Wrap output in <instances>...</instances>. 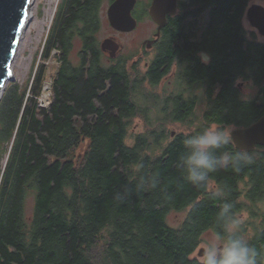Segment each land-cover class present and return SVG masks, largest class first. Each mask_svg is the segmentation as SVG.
I'll return each mask as SVG.
<instances>
[{
  "label": "trees",
  "instance_id": "1",
  "mask_svg": "<svg viewBox=\"0 0 264 264\" xmlns=\"http://www.w3.org/2000/svg\"><path fill=\"white\" fill-rule=\"evenodd\" d=\"M101 1L58 4L42 51L46 59L53 48L60 49L50 106L40 108L35 99L44 65L34 76L31 96L14 84L0 102L6 105L3 139L13 137L0 168V264H198L194 253L204 234H220L223 201L213 195L218 185L226 187L234 213H246L239 234L264 257V155L239 172L231 165L218 169L200 186L188 182L179 167L185 137L211 124L247 126L264 114V42L244 45L239 23L248 0H182L180 15L166 28V41L183 39L189 49L188 34L198 17L206 11L210 18L202 31L210 38L204 36L196 51L208 52L211 61L201 64L197 56L199 62L185 70L189 79H206L209 85L207 109L196 125L182 88L163 98L144 94V83L156 87L169 69L175 54L169 42L144 75L128 71L123 59L101 63L103 52L94 36ZM74 37L82 41L76 64L68 56ZM254 69L257 101H245L233 81ZM144 96L152 109L142 105ZM135 117L143 118L146 129L129 145L128 125ZM172 122L194 125L171 137L167 125ZM85 139L79 166L60 160ZM235 151L231 141L217 154ZM48 156L55 161L49 163ZM152 176L159 179L156 187L147 183ZM183 210L181 223L171 226L168 215Z\"/></svg>",
  "mask_w": 264,
  "mask_h": 264
},
{
  "label": "rangeland",
  "instance_id": "2",
  "mask_svg": "<svg viewBox=\"0 0 264 264\" xmlns=\"http://www.w3.org/2000/svg\"><path fill=\"white\" fill-rule=\"evenodd\" d=\"M61 0H31L28 8V13L26 17V21L24 22V26L22 31L20 32V39L18 43L17 55L15 60L11 64V70L9 75V80L7 81L5 87L3 88L4 92L0 98V102L2 100L3 95L8 91V89L12 88L14 84L19 86V90L22 92H26L27 96H31L30 87L32 85L33 79L35 74L39 71L40 66H45V77L41 86V90L39 95L35 97L37 101V105L40 108H48L52 102V90H51V83L52 78L56 74L58 66L60 64L59 55L60 49L53 48L49 58L44 59L42 51L44 49V43L46 42V38L48 32L51 28L53 19L58 9V4ZM150 0H139L135 4V7L132 11L133 16H135L137 20V25L135 29L132 31H118L113 28L107 18V8L109 7L111 0H102L101 4L99 5V27L96 30L94 36L96 43L100 48V44L105 39H113L119 45L118 51L116 52L114 57L109 55V50L105 49L103 55L101 56L100 60L101 63L105 66L111 65L114 62L112 60H119L121 61L126 60V67L128 71L136 72L138 71L140 75H144L148 64L155 58L156 53L158 51V46H150L146 45L145 40L152 39L156 33V25L157 23L149 16L148 14V7H149ZM256 4L264 5V0H252ZM151 3V2H150ZM207 12L204 11L202 15H200L196 23L201 25L205 18ZM33 16L32 18H30ZM252 26V27H251ZM244 30L250 35V33L254 32L257 34V39L259 42H264V35H262L259 30L253 28V25L245 23ZM152 43L154 40H151ZM82 46V41L78 37H74L73 45L69 51V59L72 63L76 64L79 61V50ZM105 52V53H104ZM17 65V66H16ZM243 78L238 79L237 81H241ZM163 80V79H162ZM170 80V79H169ZM164 79L160 82L156 87H151L147 82L144 83V94L149 93L153 94L154 96H158L163 98L165 96H169L170 94L174 95L177 93V86L175 85V81H169ZM245 80V79H243ZM258 86H255L254 83L251 81L243 82V85L238 88L239 90V97L245 101H253L256 99L257 101V93H258ZM178 88H186V86L180 82L178 84ZM259 88V87H258ZM187 89V88H186ZM185 89V90H186ZM192 90V89H191ZM219 87H215L213 95L217 94ZM193 94L196 95V101H198L196 109L193 111L192 117L194 119L195 125L200 123L202 118L204 117V111L208 105L209 94L206 87H196L193 89ZM144 108L149 107L152 109L150 103L147 101L146 96L140 99ZM260 102V101H259ZM258 102V103H259ZM26 104L24 99L23 105ZM5 104L1 103L0 105V168L3 169L4 165L7 160L8 151L11 147L13 137L3 139L2 130L4 124V112H5ZM160 106V105H159ZM158 106V107H159ZM23 108V107H22ZM151 116L155 115L154 113H150ZM194 123L190 125L189 123H179V122H172L167 125V130L170 133H183L188 130H191ZM203 123V122H201ZM252 123V122H251ZM77 128H80V121L77 120L75 122ZM217 125V124H211ZM220 126V125H219ZM235 126H230L226 128L233 129ZM146 129V123L142 117H135L133 118L129 125H128V132L126 143L132 145L133 138L136 134L144 131ZM175 135V134H174ZM172 136V135H171ZM232 141V140H231ZM233 143V142H232ZM88 146V140L85 139L81 142V144L72 150H70L67 155L61 158V161H73L76 166L81 164L83 159L84 153ZM236 148V147H235ZM259 150V149H258ZM256 150L253 154L255 157H262L264 154V150ZM256 158V157H255ZM55 156H48V161L53 162L55 161ZM211 184L209 185V188ZM32 207L31 199L27 201V212H30ZM185 216V210L183 211H173L168 215L167 221L171 226H178L182 219ZM236 216L242 220L246 217L245 212L237 213ZM218 236L217 234L207 231L204 236L203 240L194 253L199 258L202 254L203 247L205 243L212 238Z\"/></svg>",
  "mask_w": 264,
  "mask_h": 264
},
{
  "label": "clouds",
  "instance_id": "3",
  "mask_svg": "<svg viewBox=\"0 0 264 264\" xmlns=\"http://www.w3.org/2000/svg\"><path fill=\"white\" fill-rule=\"evenodd\" d=\"M231 128L209 125L183 139L184 153L179 158V167L184 178L194 186L207 184L209 174L231 165L236 172L254 160L253 150L239 147L234 153L217 154L218 150L231 143ZM142 167V165H141ZM147 183L156 187L159 179L148 178ZM213 195L223 202L217 216L220 232L209 239L202 250L198 264H260L261 252L241 236V220L234 213V204L226 199L225 186H217Z\"/></svg>",
  "mask_w": 264,
  "mask_h": 264
},
{
  "label": "water",
  "instance_id": "4",
  "mask_svg": "<svg viewBox=\"0 0 264 264\" xmlns=\"http://www.w3.org/2000/svg\"><path fill=\"white\" fill-rule=\"evenodd\" d=\"M31 0H0V88L10 75V66L24 21L27 16ZM136 0H113L107 8V18L110 25L118 31H132L137 25V20L132 15ZM177 0H152L148 7L149 16L157 23L155 36L166 23L167 16L176 12ZM250 23L264 35V6L253 4L247 11ZM146 45L152 44L146 40ZM119 45L113 39H105L100 44V49L109 50V55L114 57ZM206 58V54H203ZM175 132L171 135L174 136ZM234 146L254 149L264 145V114L247 126H237L230 133Z\"/></svg>",
  "mask_w": 264,
  "mask_h": 264
},
{
  "label": "flooded vegetation",
  "instance_id": "5",
  "mask_svg": "<svg viewBox=\"0 0 264 264\" xmlns=\"http://www.w3.org/2000/svg\"><path fill=\"white\" fill-rule=\"evenodd\" d=\"M151 1L152 0L149 1V4H150ZM137 2H139V0H136V3ZM183 3L184 2L182 0H177L175 14L172 15V16H167L166 23H165L164 27L160 30L159 36L158 37L153 36V38L149 39V40H154V42L152 43V46H156V45L158 46V51L156 53L157 56L160 54V52H162V49L164 50L163 46L165 45V43H168V42L170 43L169 44V48L172 49V51H174L175 54H173L171 59L169 60L170 61L169 69H168L167 73L162 76L160 82H162L164 79H167V80L170 79L169 81H172V80L175 81L176 82L175 85L178 87V84L180 83L181 77H188L187 82H184V81L182 82L184 85L186 83H188V85L186 86L187 89L186 90L184 89L182 91L181 97H182L183 100H187V101H189L191 103L192 115H194L193 111L196 109L198 101H196V95L197 94L196 95L193 94V89L196 88L197 86L198 87H203V86L206 87V86H209V85L207 84V80L206 79L195 80V81L189 79V72H188V75H187L185 73V70H186V66L187 65H189V67H188L189 69L187 68L188 70L192 69L194 67V65H195V62H199L198 58L201 59V62H199V63L204 64V65H208V63L211 61V55L208 52L201 51V50L196 51V47L200 46L204 42V40H205L204 36H206V38L207 37L210 38V35L208 33H203L204 31L205 32L207 31L206 30L207 27H205V24H207L209 22L210 18H209L208 15H206V18H205L204 22L201 25H198L196 23V25L194 26V30L189 32V34H188V36H189L188 42L192 45L191 48L186 49V48L183 47V44H184L183 43V39H181V41L176 40V39H172L171 41L170 40L166 41V39L170 35V34L167 33L166 28L171 23V21L174 20V18L176 16L180 15V13L182 11L181 7L184 5ZM253 4H256V3L253 2L252 0H248L244 11H243L241 17L239 18L240 27L242 29V34L244 36V40H243L244 45H247L249 42H252L253 44H257L259 42L258 39H257V36H256L257 34L252 32V33H250V35H248V33L244 30L245 23H248V24L251 25L250 21L247 18V11L251 7V5H253ZM259 5H261V4H259ZM262 6H264V5H262ZM156 28H157V25H156ZM253 28H255V27L253 26ZM203 54H206V58L203 56ZM197 56H198V58H197ZM149 65L150 64H148L147 68L149 67ZM164 67H168V64L165 63ZM246 73H247V75L240 74L233 81V87L240 88L243 85V82H249V81L254 83L255 86H258V85H256V82H255L257 80V78H256L257 74L255 72V69L251 73L247 72V71H246ZM245 76H248V78L246 79ZM241 78H243L245 80L242 79L241 81H237L238 79H241ZM219 84L220 83H217L215 86L221 87V84L220 85ZM257 89H258V87H257ZM258 92H259V89H258ZM256 96H258V93H257ZM205 111L203 113H205ZM260 147L262 149H264V145L263 146H258V147L253 149V154ZM255 157H256V159L258 158V156H256V155H255Z\"/></svg>",
  "mask_w": 264,
  "mask_h": 264
},
{
  "label": "bare ground",
  "instance_id": "6",
  "mask_svg": "<svg viewBox=\"0 0 264 264\" xmlns=\"http://www.w3.org/2000/svg\"><path fill=\"white\" fill-rule=\"evenodd\" d=\"M29 8V7H28ZM27 13H28V11H27ZM27 17V16H26ZM28 17H29V15H28ZM28 17H27V19H28ZM33 16H31L30 18H32ZM25 21H26V18H25ZM24 21V22H25ZM21 31H22V29H21ZM20 37H21V35L19 36V39H20ZM19 39H18V43H19ZM146 41V40H145ZM18 43H17V47H18ZM17 49L18 48H16L15 49V52H14V57H13V59H12V62H11V64L13 63V61L15 60V57H16V55H17ZM17 66V65H16ZM11 67V66H10ZM10 70H11V68H10ZM9 80V78L4 82V85H3V87H1L0 88V98H1V96H2V94H3V92H4V90H3V88L5 87V85H6V83H7V81Z\"/></svg>",
  "mask_w": 264,
  "mask_h": 264
}]
</instances>
